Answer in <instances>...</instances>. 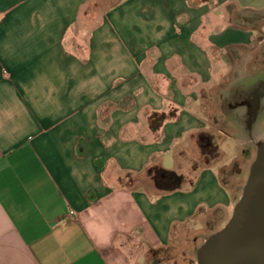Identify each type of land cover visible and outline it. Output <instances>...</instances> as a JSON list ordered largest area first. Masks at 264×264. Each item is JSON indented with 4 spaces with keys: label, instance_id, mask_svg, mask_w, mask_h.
<instances>
[{
    "label": "crops",
    "instance_id": "obj_1",
    "mask_svg": "<svg viewBox=\"0 0 264 264\" xmlns=\"http://www.w3.org/2000/svg\"><path fill=\"white\" fill-rule=\"evenodd\" d=\"M102 1L0 0V264H179L174 241L239 198L214 123L257 66L264 1ZM192 150L178 189L151 185Z\"/></svg>",
    "mask_w": 264,
    "mask_h": 264
},
{
    "label": "water",
    "instance_id": "obj_2",
    "mask_svg": "<svg viewBox=\"0 0 264 264\" xmlns=\"http://www.w3.org/2000/svg\"><path fill=\"white\" fill-rule=\"evenodd\" d=\"M240 94L229 102L228 111L248 117L255 100L253 95L237 100ZM258 113L244 121L235 134L240 146L255 148L241 194L226 224L202 238L195 248L194 264H264V139L256 134Z\"/></svg>",
    "mask_w": 264,
    "mask_h": 264
},
{
    "label": "rangeland",
    "instance_id": "obj_3",
    "mask_svg": "<svg viewBox=\"0 0 264 264\" xmlns=\"http://www.w3.org/2000/svg\"><path fill=\"white\" fill-rule=\"evenodd\" d=\"M96 1H100V0H96ZM102 1V0H101ZM264 1V0H263ZM104 4V9L105 7L111 5L113 3V0H103L102 1ZM264 28V25H263ZM264 39V38H263ZM260 50H259V54H257V56H259L260 58L257 60V62H255V66H251L249 69V73L250 71H254L258 70V67H264V44H259ZM257 63V64H256ZM259 65V66H258ZM255 69V70H254ZM223 116V115H222ZM221 118L219 117V121L214 123V127L215 128H224L226 131H224L225 133H227L228 135L232 136L235 138V134L236 131H238L241 126H243V124L238 122L239 127H236V130L234 132L231 131V129L227 128V125L229 122L224 123L225 125L222 126L221 125ZM258 126L256 128V134L258 135V137L260 139H264V125L261 128H258ZM235 133V134H234ZM212 137V143L216 144V136H210ZM220 146H221V150L223 152V155L221 158V164L225 165V166H230L232 163L233 165L228 168L227 170H224L225 174H226V178L228 181V185L230 187H234L237 189V194L240 195L241 194V188L242 186L245 184L246 179H247V175H248V171H249V166L252 162V160L255 157V148L250 146V144H247L245 147L240 146L241 149V153L239 155L240 160L235 162V159H237L238 157V147L237 145H235L232 141H228V140H224L222 142H219ZM215 146H212V148L210 150H208L207 152L205 151L206 149H202L201 153H208L209 155H213V151L215 150ZM192 154H190L191 157H186L184 160H180L179 164L171 161L170 159H168L167 157H165V159L163 160V166L165 169L169 170V171H173L175 172L177 175H181L183 177V179H185L187 181L188 178H190V169L188 167V165L190 164V162H192L193 160H198L200 159V153L198 151H190ZM202 161V160H201ZM204 161H207V159H205ZM235 162V163H234ZM227 171V173H226ZM152 186H155L154 183L151 184ZM239 197V196H238ZM226 223V222H225ZM225 223L221 224L219 226V229L222 228ZM195 226L196 229L203 230V226H199L198 224L193 225ZM206 230V229H204ZM202 238H196L193 234L191 233H185L183 234V236L179 239H176L174 241V246L173 249L174 251H169L166 252L167 253V257H173L174 259H177V262H179V264H194L195 263V248L201 243Z\"/></svg>",
    "mask_w": 264,
    "mask_h": 264
},
{
    "label": "flooded vegetation",
    "instance_id": "obj_4",
    "mask_svg": "<svg viewBox=\"0 0 264 264\" xmlns=\"http://www.w3.org/2000/svg\"><path fill=\"white\" fill-rule=\"evenodd\" d=\"M264 44V39L261 44ZM261 51V50H260ZM241 92L240 97L237 100L243 99L246 95H253L254 106L248 110V117L236 116L233 113H229L228 104L236 98V94ZM242 102V101H241ZM245 103V101H244ZM220 108L224 110L227 117H224L228 121L227 128L231 129L232 132L239 127L238 122L243 124L248 118H252L254 114L258 113L259 127L264 125V67L256 73H246L241 78L236 79L229 85V88L222 93L220 96ZM235 134V133H234ZM202 146H212V140L208 136L200 138Z\"/></svg>",
    "mask_w": 264,
    "mask_h": 264
},
{
    "label": "trees",
    "instance_id": "obj_5",
    "mask_svg": "<svg viewBox=\"0 0 264 264\" xmlns=\"http://www.w3.org/2000/svg\"><path fill=\"white\" fill-rule=\"evenodd\" d=\"M156 117L158 119L156 122L158 125L165 119L163 115ZM149 171L151 173L152 181L157 189L171 192L179 188L182 178L175 172L163 170L161 168H151Z\"/></svg>",
    "mask_w": 264,
    "mask_h": 264
},
{
    "label": "built area",
    "instance_id": "obj_6",
    "mask_svg": "<svg viewBox=\"0 0 264 264\" xmlns=\"http://www.w3.org/2000/svg\"><path fill=\"white\" fill-rule=\"evenodd\" d=\"M70 214H73V212H70Z\"/></svg>",
    "mask_w": 264,
    "mask_h": 264
}]
</instances>
